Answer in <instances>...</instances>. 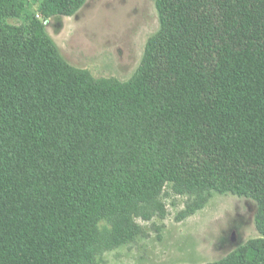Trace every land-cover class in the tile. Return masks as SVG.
I'll return each instance as SVG.
<instances>
[{"label":"trees","instance_id":"1","mask_svg":"<svg viewBox=\"0 0 264 264\" xmlns=\"http://www.w3.org/2000/svg\"><path fill=\"white\" fill-rule=\"evenodd\" d=\"M86 1L0 0V264H102L166 188L188 213L255 201L262 237L212 264H264V0H157L127 81L71 65L29 9Z\"/></svg>","mask_w":264,"mask_h":264},{"label":"rangeland","instance_id":"2","mask_svg":"<svg viewBox=\"0 0 264 264\" xmlns=\"http://www.w3.org/2000/svg\"><path fill=\"white\" fill-rule=\"evenodd\" d=\"M157 0H87L72 16L45 19L47 35L71 65L96 78L129 80L141 65L147 43L160 28ZM22 20H12L20 25ZM163 218L137 219L145 234L107 251L102 264H212L262 237L257 204L232 194L213 193L205 206L188 213L192 199L166 188Z\"/></svg>","mask_w":264,"mask_h":264}]
</instances>
